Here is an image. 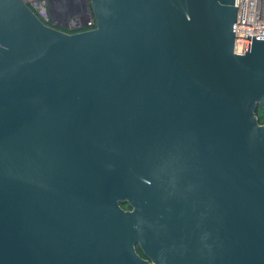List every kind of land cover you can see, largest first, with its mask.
Instances as JSON below:
<instances>
[{
	"label": "water",
	"instance_id": "obj_1",
	"mask_svg": "<svg viewBox=\"0 0 264 264\" xmlns=\"http://www.w3.org/2000/svg\"><path fill=\"white\" fill-rule=\"evenodd\" d=\"M89 2L67 32L0 0V264H264V36L234 50V0Z\"/></svg>",
	"mask_w": 264,
	"mask_h": 264
},
{
	"label": "built area",
	"instance_id": "obj_2",
	"mask_svg": "<svg viewBox=\"0 0 264 264\" xmlns=\"http://www.w3.org/2000/svg\"><path fill=\"white\" fill-rule=\"evenodd\" d=\"M46 24L67 32L95 26L89 0H23ZM237 8L234 50L243 52L247 34L264 36V0H234Z\"/></svg>",
	"mask_w": 264,
	"mask_h": 264
},
{
	"label": "flooded vegetation",
	"instance_id": "obj_3",
	"mask_svg": "<svg viewBox=\"0 0 264 264\" xmlns=\"http://www.w3.org/2000/svg\"><path fill=\"white\" fill-rule=\"evenodd\" d=\"M125 209L130 210L131 207H128V208H125ZM135 249H136V251L138 252V254H139L141 257H143V258H145L146 260H148V262H149L150 264H156V263L154 262L153 258H151V257H149V256H146V255L144 254V252L142 251V249L140 248V246H139V244H138L137 242L135 243Z\"/></svg>",
	"mask_w": 264,
	"mask_h": 264
},
{
	"label": "trees",
	"instance_id": "obj_4",
	"mask_svg": "<svg viewBox=\"0 0 264 264\" xmlns=\"http://www.w3.org/2000/svg\"><path fill=\"white\" fill-rule=\"evenodd\" d=\"M256 115L258 117L259 123L263 124L264 123V110L260 109L259 107L256 110ZM121 206L123 208H128V204L127 203H121Z\"/></svg>",
	"mask_w": 264,
	"mask_h": 264
}]
</instances>
